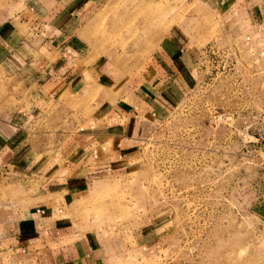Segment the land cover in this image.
<instances>
[{"label": "rangeland", "instance_id": "rangeland-1", "mask_svg": "<svg viewBox=\"0 0 264 264\" xmlns=\"http://www.w3.org/2000/svg\"><path fill=\"white\" fill-rule=\"evenodd\" d=\"M95 4L78 32L85 60H71L67 77H83L81 69L112 53L124 69L120 77L132 79L170 30L187 43L194 67L174 107L146 125L141 147L115 174L89 184L71 214L95 237L107 264H264V19L250 18L244 4L220 15L212 0ZM25 5L0 0V22ZM247 35L253 48L239 50L236 61L218 53L201 58L209 45L220 52ZM25 75L0 70V116L29 105ZM95 98L51 94L29 125L25 153L36 167L59 161L80 125H91ZM22 157L0 175V220L42 199L40 178L17 168Z\"/></svg>", "mask_w": 264, "mask_h": 264}, {"label": "crops", "instance_id": "crops-1", "mask_svg": "<svg viewBox=\"0 0 264 264\" xmlns=\"http://www.w3.org/2000/svg\"><path fill=\"white\" fill-rule=\"evenodd\" d=\"M98 1L26 0L22 10L0 22V70L27 73L22 80L27 89L31 87L28 106L0 116V175L25 155L17 168L40 178L36 198L43 199L16 217L0 220V264H107L95 237L71 214V203L85 197L82 193L89 184L115 174L141 147L146 125L174 107L182 81L187 86L191 77L194 63L186 54L187 43L174 30L158 39L132 79L120 77L124 69L112 53L81 69L83 77H67L71 60H85L78 32L81 23L95 15ZM212 1L220 15L244 4L250 18L264 19V1L254 5V0ZM57 50L61 59L50 63ZM86 92L97 95L91 125L83 129L80 125L59 161L45 159L36 167L35 157L25 153L31 146L29 125L35 114L52 93L71 98Z\"/></svg>", "mask_w": 264, "mask_h": 264}, {"label": "built area", "instance_id": "built-area-1", "mask_svg": "<svg viewBox=\"0 0 264 264\" xmlns=\"http://www.w3.org/2000/svg\"><path fill=\"white\" fill-rule=\"evenodd\" d=\"M255 27L257 29V31H259L262 28V23L260 21L255 22ZM239 47V48H237ZM215 45H209L205 50H204V55L201 56L202 59H208L209 54L217 55L216 53H218L219 58L222 59H230L231 56L235 59V61L238 59L237 56L239 54V50L241 49H250L252 50V45H251V37L250 35H247L245 38L241 39L239 41V43L237 45L234 44H229L226 43L221 51H217L215 49ZM217 55V56H218ZM263 179H264V172H263ZM38 211L43 212L42 210L38 209Z\"/></svg>", "mask_w": 264, "mask_h": 264}]
</instances>
